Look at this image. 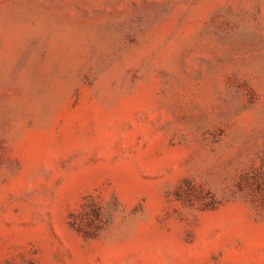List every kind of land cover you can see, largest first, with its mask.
<instances>
[{
	"label": "rangeland",
	"instance_id": "rangeland-1",
	"mask_svg": "<svg viewBox=\"0 0 264 264\" xmlns=\"http://www.w3.org/2000/svg\"><path fill=\"white\" fill-rule=\"evenodd\" d=\"M0 264H264V0H0Z\"/></svg>",
	"mask_w": 264,
	"mask_h": 264
}]
</instances>
